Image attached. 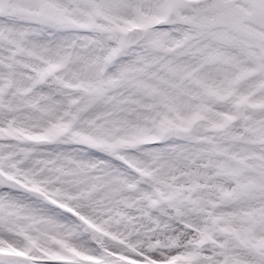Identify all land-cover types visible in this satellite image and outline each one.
<instances>
[{"label":"snow or ice","instance_id":"6c2138e0","mask_svg":"<svg viewBox=\"0 0 264 264\" xmlns=\"http://www.w3.org/2000/svg\"><path fill=\"white\" fill-rule=\"evenodd\" d=\"M0 264H264V0H0Z\"/></svg>","mask_w":264,"mask_h":264}]
</instances>
